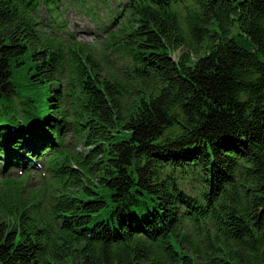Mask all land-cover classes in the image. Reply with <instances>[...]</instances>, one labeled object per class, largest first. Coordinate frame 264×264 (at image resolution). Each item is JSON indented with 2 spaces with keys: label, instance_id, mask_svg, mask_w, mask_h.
Instances as JSON below:
<instances>
[{
  "label": "trees",
  "instance_id": "1",
  "mask_svg": "<svg viewBox=\"0 0 264 264\" xmlns=\"http://www.w3.org/2000/svg\"><path fill=\"white\" fill-rule=\"evenodd\" d=\"M57 1L0 0V165L26 173L0 178V264H264V0H125L111 78L39 28Z\"/></svg>",
  "mask_w": 264,
  "mask_h": 264
},
{
  "label": "rangeland",
  "instance_id": "2",
  "mask_svg": "<svg viewBox=\"0 0 264 264\" xmlns=\"http://www.w3.org/2000/svg\"><path fill=\"white\" fill-rule=\"evenodd\" d=\"M125 3V0H59L52 11L41 3L34 15L39 28L49 37L61 40L66 48L74 43H82L89 48L101 66L99 71L101 77H120L126 71L125 59L112 52L114 47L108 43L109 31L105 29L114 16L118 15V19L112 26V31L117 30L126 15V12H121V7ZM11 87V83L6 84L4 92ZM65 131L67 135L63 144L65 151L71 155L84 154L86 146L82 142V137L72 128ZM30 175L31 179L25 184L22 195L41 201L38 207L33 209V213L45 218L52 184L51 175L46 171L43 161L37 163ZM5 176L18 179L26 176V173L19 169L4 171L0 165V178L3 179ZM2 190L8 191V188L0 181V193ZM12 190L18 192L17 188Z\"/></svg>",
  "mask_w": 264,
  "mask_h": 264
}]
</instances>
